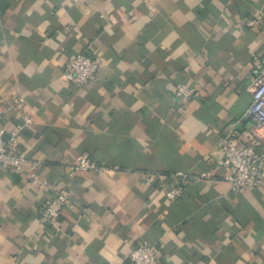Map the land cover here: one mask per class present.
Segmentation results:
<instances>
[{"label":"crops","instance_id":"0c3cea01","mask_svg":"<svg viewBox=\"0 0 264 264\" xmlns=\"http://www.w3.org/2000/svg\"><path fill=\"white\" fill-rule=\"evenodd\" d=\"M81 52L100 65L75 88L61 71ZM262 56L264 0H0V129L31 118L18 145L48 183L30 161L0 168V264H129L139 243L161 245L158 264H264V188L231 192L218 158L223 136L264 150L244 117ZM79 156L110 169L70 174ZM174 172L189 179L171 202ZM59 191V218L39 221Z\"/></svg>","mask_w":264,"mask_h":264},{"label":"built area","instance_id":"2783aa9c","mask_svg":"<svg viewBox=\"0 0 264 264\" xmlns=\"http://www.w3.org/2000/svg\"><path fill=\"white\" fill-rule=\"evenodd\" d=\"M261 23V15L256 14L253 18L245 22V26L254 27ZM100 65V59L90 53L81 52L67 58L62 71L61 79L75 88H81L91 82ZM251 96V101L244 111V117L251 119L261 128H264V56L254 57L251 61L250 81L246 87ZM195 89L185 84H180L175 88L174 96L185 104L193 95ZM4 111L0 108V120ZM31 123L30 117H25L23 123L18 124L16 129L8 136H3L0 129V168L19 169L26 161H30L32 172L28 173V180L31 184L39 183L48 186L46 181L40 182L35 171L41 163L37 160H28L26 150L18 145L19 132ZM232 129L226 131L230 135ZM260 139L251 132L248 142L238 146L229 141L227 136H223L218 143V158L227 166L228 172L224 179L229 184V190L247 188H264V150L258 152ZM69 173L93 172L101 174L107 172L110 167L104 163H95L87 156H79L74 162L66 164ZM205 174H201L203 177ZM174 184L163 187L164 197L168 201H175L183 191V183L189 176L183 172L169 174ZM68 203V196L64 191L55 192L40 209L38 220L41 222L56 221L63 208ZM163 258L162 248L159 243H139L131 247L128 254L129 264H158Z\"/></svg>","mask_w":264,"mask_h":264}]
</instances>
